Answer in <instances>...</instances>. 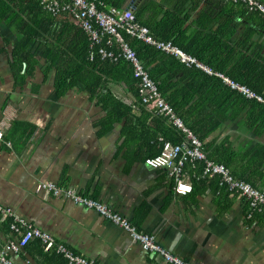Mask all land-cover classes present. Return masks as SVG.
Instances as JSON below:
<instances>
[{
	"label": "crops",
	"instance_id": "1",
	"mask_svg": "<svg viewBox=\"0 0 264 264\" xmlns=\"http://www.w3.org/2000/svg\"><path fill=\"white\" fill-rule=\"evenodd\" d=\"M147 1L130 0L121 10ZM156 1L164 7L146 15L153 24L176 4ZM183 8L180 35L189 50L225 76H248L264 88L259 15L227 0H190ZM85 38L74 20L51 16L36 0H0V204L99 264L159 260L96 211L65 196L36 193L37 183L99 199L189 264H264V217L246 220L245 198L221 186L218 177L195 180L204 162L186 165L194 185L187 196L175 193L170 170L146 165L162 153L161 138L182 145L184 135L141 104L128 64H81ZM156 67L163 69V63ZM100 80L96 92L88 90ZM171 84L180 104L190 100L184 117L177 114L203 143L207 158L264 192V110L195 72L181 70ZM9 223L0 222V251L16 237ZM9 258L14 264H66L45 254L38 241Z\"/></svg>",
	"mask_w": 264,
	"mask_h": 264
},
{
	"label": "built area",
	"instance_id": "2",
	"mask_svg": "<svg viewBox=\"0 0 264 264\" xmlns=\"http://www.w3.org/2000/svg\"><path fill=\"white\" fill-rule=\"evenodd\" d=\"M48 14L53 17L66 15L74 20L84 32L88 40V63L107 62L118 65L127 63L138 83V94L141 104L151 109L156 115L165 119L174 129L183 136L182 145H174L172 141L161 138L162 153L147 159L146 165L153 169H168L175 179V193L187 196L193 193L194 185L191 176L185 172L187 164L196 167V162H204L205 167L195 180L206 177H218L220 185L230 192L245 198L248 203V212L245 219L248 221L264 217V192L244 180L236 178L223 164L215 163L204 153L203 143L185 126L177 114L174 106L160 91L157 83L152 79L149 70L137 58L128 44L124 34L135 38L157 51L175 57L180 64L188 69L203 72L210 78H215L231 91L242 95L249 101L264 104V96L257 94L250 88L236 83L222 73L209 68L197 58L185 53L174 45L159 39L146 25L137 21L133 8L118 9L107 5L101 0H36ZM235 6H241L249 13L259 15L264 21V3L259 0H227ZM4 140V133L0 129V141ZM11 148V143H7ZM36 193L44 192L54 197L65 196L74 204L96 211L101 217L128 232L132 240L138 243L142 250L152 259H158L159 264H189L161 245L155 235L143 233L127 218L116 212L109 205L99 199L84 196L73 188L62 189L53 182H39L35 185ZM10 220L9 227L16 236L7 242L0 251V262L14 264L10 254H18L32 241H38L43 246L45 254H55L66 264H99L77 255L67 245L58 242L53 235L33 226L18 216L12 208L0 204V222Z\"/></svg>",
	"mask_w": 264,
	"mask_h": 264
},
{
	"label": "trees",
	"instance_id": "3",
	"mask_svg": "<svg viewBox=\"0 0 264 264\" xmlns=\"http://www.w3.org/2000/svg\"><path fill=\"white\" fill-rule=\"evenodd\" d=\"M101 1H104L109 6H113V7L119 8V9L127 7L128 3L130 2V0H101ZM175 1H176V4H175L174 8L169 9V11H166V14L163 17L162 21L160 23H156V24H153L150 21H146V15L148 13L154 11V9H156L158 7L161 9H163V7H164L162 4H160L156 0H148L147 2H145L139 6H136V4L132 3L131 8H133V10H134V14H135L137 21L140 22L141 24L146 25L149 28H151L152 32L159 39L165 40V42H173L174 45L176 47H178L179 49H181L182 51L186 52L187 54H189L195 58H197L202 63L206 62L203 58H201L200 56H197L195 53H193L191 50H189V48L187 46H185L184 39L180 35V31L183 28V22L180 21V17L184 12L183 7H184L185 2L190 1V0H175ZM259 1L264 3V0H259ZM36 3L38 5V7L40 9H42V7H40L38 1H36ZM246 12H249V11H246ZM160 14H161V11L159 12V15ZM259 20L262 21V24L261 25L257 24V26H256L257 31L264 28V21L260 18H259ZM124 37L127 40L130 47L133 49L137 58L142 62L143 65H145L147 70H149L152 79L157 83V85L160 88V91H162L164 93V95L168 98V100L174 106L176 112H178V114L180 116L184 117L182 115V113H183L182 111L187 107V104L189 103L190 100H186L185 102L182 101V104H180L179 103L180 93H178L177 96H176V93L171 95V90L174 89V86H175L174 84H171L172 79L181 70L188 72V73H194L195 72V73L199 74L203 79L209 80L210 78L205 76L204 74L200 73L199 71H197L195 69L188 70L185 66L180 64V62L176 58H174L172 56L165 55V54L157 51L156 49H154L152 47H149L145 44H142V43L138 42V40L135 38H131L130 36H128L126 34H124ZM85 39H86L87 51L85 52V54H83L80 57V61H81V64L84 63L85 65H91L88 63V60H87L89 44H88L87 38H85ZM215 46H217V45H215ZM217 47L219 49H224L225 46L221 45V46H217ZM158 62L163 63V69L159 70L157 67L153 68V66L155 64H157ZM95 64L102 65L105 67H110V68H115L117 66L127 65V63H125V62H121L119 65H110L109 63L102 64L101 62H98V61ZM95 64H93V65L95 66ZM206 65L210 66L213 70H215L214 69L215 66L212 65L211 63L206 62ZM164 68L166 71H164ZM82 69H83V67H82ZM215 71H217V72L220 71V73H221V70H219V69H216ZM239 74L244 76V74H241V73H239ZM227 76L230 79H232L233 81L238 82V83L250 88L251 90H253L257 94L264 96V88H261V86L259 87V86L255 85V83H253V82H249L248 76L241 78L240 76L235 75V73H227ZM129 78H130V76H129ZM131 78L134 80L132 72H131ZM98 82H100V83H98L96 85V87H94V88H88L87 87L88 90H91L92 92H96L98 86H100L102 84L101 80ZM135 83L137 84L136 81H135ZM137 86H138V84H137ZM188 90H190V88H188ZM185 91H186V89H185ZM92 94H94V93H92ZM111 99L114 101V98L112 96H111ZM246 101H248V100H246ZM246 103L253 104L256 108L264 110V105H261L260 103H257L255 101H248ZM246 182L252 183L251 180H246Z\"/></svg>",
	"mask_w": 264,
	"mask_h": 264
},
{
	"label": "water",
	"instance_id": "4",
	"mask_svg": "<svg viewBox=\"0 0 264 264\" xmlns=\"http://www.w3.org/2000/svg\"><path fill=\"white\" fill-rule=\"evenodd\" d=\"M134 1H136V0H134Z\"/></svg>",
	"mask_w": 264,
	"mask_h": 264
}]
</instances>
